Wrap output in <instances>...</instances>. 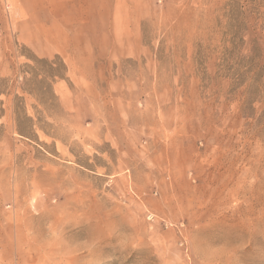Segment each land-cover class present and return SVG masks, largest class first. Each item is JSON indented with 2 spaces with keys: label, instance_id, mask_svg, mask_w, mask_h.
<instances>
[{
  "label": "rangeland",
  "instance_id": "374dc122",
  "mask_svg": "<svg viewBox=\"0 0 264 264\" xmlns=\"http://www.w3.org/2000/svg\"><path fill=\"white\" fill-rule=\"evenodd\" d=\"M0 264H264V0H0Z\"/></svg>",
  "mask_w": 264,
  "mask_h": 264
}]
</instances>
